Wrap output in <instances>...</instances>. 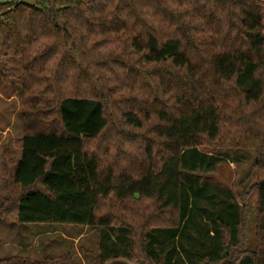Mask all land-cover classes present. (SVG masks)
Wrapping results in <instances>:
<instances>
[{"label":"trees","instance_id":"16d2710c","mask_svg":"<svg viewBox=\"0 0 264 264\" xmlns=\"http://www.w3.org/2000/svg\"><path fill=\"white\" fill-rule=\"evenodd\" d=\"M262 21L260 0L0 2V79L19 57L24 106L0 218L95 227L101 260L139 250L143 264H203L222 249L231 264H264ZM236 149L258 170L249 252L234 194L200 177ZM109 201L118 217L99 211ZM190 225L210 241H185Z\"/></svg>","mask_w":264,"mask_h":264},{"label":"rangeland","instance_id":"374dc122","mask_svg":"<svg viewBox=\"0 0 264 264\" xmlns=\"http://www.w3.org/2000/svg\"><path fill=\"white\" fill-rule=\"evenodd\" d=\"M7 1L9 0H0V2ZM260 5L264 31V0H260ZM220 27L222 28V26ZM4 59L10 76L7 80L0 79V205L10 190L7 161L20 158L21 139L24 133L22 120L24 106L20 90L22 61L19 57ZM200 150L205 153L217 151L216 148L207 146L200 147ZM227 154L228 158L225 157L226 159L217 163L212 171L201 174L200 177L226 187L234 194L242 211L243 225L240 236L243 247L241 250L249 252L254 250L256 246V192L254 188L255 182L258 180V170L254 166L256 156L251 149L230 150L227 151ZM235 156L242 158H239V162H232L231 158ZM108 206L113 210L111 214L118 217L120 211H118L114 201L104 203L99 211L106 212ZM192 213V222L201 225L199 231H204L205 227L197 209L194 208ZM199 231L194 228V225H190L188 235L184 240L209 242L210 239L200 237ZM98 232L97 228L90 226L60 223L8 224L0 218V260L20 255L36 261L42 258L48 260L60 257L61 262L59 264H143L141 261L142 254L139 250L135 251L137 258L130 259L126 256H118L99 259L97 257ZM119 248L124 249L123 245H120ZM202 251L199 248L187 254V257L196 259ZM232 253L233 250H229L228 255L224 257L225 251L220 249L215 252L213 259L210 256L203 258V264H231L234 256ZM247 262L248 258L245 257L240 264Z\"/></svg>","mask_w":264,"mask_h":264}]
</instances>
